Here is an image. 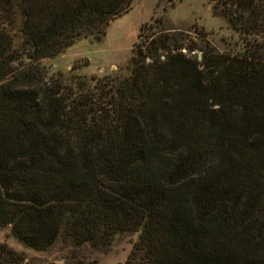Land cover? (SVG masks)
<instances>
[{"label":"trees","instance_id":"16d2710c","mask_svg":"<svg viewBox=\"0 0 264 264\" xmlns=\"http://www.w3.org/2000/svg\"><path fill=\"white\" fill-rule=\"evenodd\" d=\"M132 3L0 0V225L43 250L137 232L125 264H264V0L222 1L240 55L161 33L129 76L47 80L42 58Z\"/></svg>","mask_w":264,"mask_h":264},{"label":"rangeland","instance_id":"374dc122","mask_svg":"<svg viewBox=\"0 0 264 264\" xmlns=\"http://www.w3.org/2000/svg\"><path fill=\"white\" fill-rule=\"evenodd\" d=\"M222 1L133 0L128 12L107 25L100 40L81 36L58 55L42 58L47 80L59 81L68 89L78 85L92 89L115 76H129L138 49L146 48L161 33L171 34L172 41H181L182 51L199 62L210 47L219 54L240 55L246 51L247 41L225 15ZM144 24L152 28L140 35ZM256 38L261 42L264 34ZM159 54L161 60L166 59V51ZM138 239L137 232L119 233L99 245H77L59 238L43 250L19 241L11 225H0V264H125Z\"/></svg>","mask_w":264,"mask_h":264}]
</instances>
